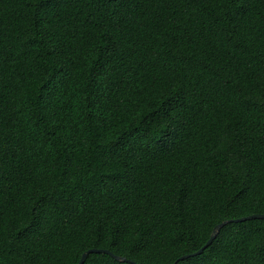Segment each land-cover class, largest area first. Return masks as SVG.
Returning <instances> with one entry per match:
<instances>
[{
    "label": "trees",
    "instance_id": "16d2710c",
    "mask_svg": "<svg viewBox=\"0 0 264 264\" xmlns=\"http://www.w3.org/2000/svg\"><path fill=\"white\" fill-rule=\"evenodd\" d=\"M43 3L0 0V264H175L262 213L264 0ZM253 230L178 264H264Z\"/></svg>",
    "mask_w": 264,
    "mask_h": 264
},
{
    "label": "water",
    "instance_id": "95a60500",
    "mask_svg": "<svg viewBox=\"0 0 264 264\" xmlns=\"http://www.w3.org/2000/svg\"><path fill=\"white\" fill-rule=\"evenodd\" d=\"M254 219H264V216H262L261 214L260 215H252V216H248V217H245V218H241V219H237V220H230V221H226L220 225H217L211 235V238L210 240L208 241V243L202 248L200 249L198 252L192 254V255H186L182 258H180L175 264H178L179 261H182V260H185V259H189L191 257H195V256H198L200 255L199 253H204V251L212 245V243L214 242V240L218 237V235L220 234L221 232V229L228 225L229 223H240V222H245V221H249V220H254ZM88 253H104V254H108L110 256H112L113 258H115L117 261H124V262H130L132 264H136L135 262H132L124 257H119V256H116L114 255L113 253H111L110 251L108 250H101V249H92V250H89L87 251L86 253H84V255H87ZM83 255V256H84ZM82 256V257H83ZM89 256V255H88ZM79 264H85V262L81 259L80 263Z\"/></svg>",
    "mask_w": 264,
    "mask_h": 264
},
{
    "label": "snow or ice",
    "instance_id": "6c2138e0",
    "mask_svg": "<svg viewBox=\"0 0 264 264\" xmlns=\"http://www.w3.org/2000/svg\"><path fill=\"white\" fill-rule=\"evenodd\" d=\"M59 0H46V3H43L40 6V10L43 12L45 9H50L54 6H58ZM43 22V21H42ZM37 212H42V209H36ZM250 215H254L251 214ZM262 216H264V209H262ZM37 219L39 220V216L37 217ZM259 237V240H258ZM242 238L249 244L255 246L258 242L261 243V247H264V236H261V234L257 233L256 231H248L246 233L243 234ZM201 256L203 255V253H199ZM88 255H91V253H88L87 255H84L82 257V260L84 262L88 261ZM118 264H125L124 261H118ZM201 264H203V261L201 262Z\"/></svg>",
    "mask_w": 264,
    "mask_h": 264
}]
</instances>
